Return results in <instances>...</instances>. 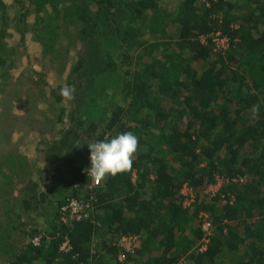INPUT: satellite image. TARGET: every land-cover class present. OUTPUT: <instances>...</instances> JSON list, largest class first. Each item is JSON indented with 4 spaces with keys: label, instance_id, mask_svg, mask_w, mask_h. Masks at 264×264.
Listing matches in <instances>:
<instances>
[{
    "label": "trees",
    "instance_id": "1",
    "mask_svg": "<svg viewBox=\"0 0 264 264\" xmlns=\"http://www.w3.org/2000/svg\"><path fill=\"white\" fill-rule=\"evenodd\" d=\"M12 2L19 23L34 16L42 68L48 57L65 66L63 41L79 47L53 90L65 103L60 88L75 86L73 105L58 115L67 126L58 141H40L61 197L25 242L0 240L5 264H264V0ZM6 12L0 0L3 28ZM25 25L16 27L20 39ZM5 34L0 66L14 52L1 47ZM124 132L139 140L132 171L90 188L87 144ZM216 174L237 178L221 191L234 203L198 197L183 207L181 183L199 196ZM34 185L23 200L31 210L55 188ZM73 198L93 208L63 222L60 207ZM200 212L213 225L206 243ZM36 235L39 245L30 242ZM122 235L136 237L128 251L116 244Z\"/></svg>",
    "mask_w": 264,
    "mask_h": 264
},
{
    "label": "rangeland",
    "instance_id": "2",
    "mask_svg": "<svg viewBox=\"0 0 264 264\" xmlns=\"http://www.w3.org/2000/svg\"><path fill=\"white\" fill-rule=\"evenodd\" d=\"M3 2L7 9V27L3 28L0 22V29L6 30L1 47L7 49L6 52H14L12 60L0 66V166L5 167V175L0 177V240L17 245L25 242L27 228L43 226L42 221L49 216L48 209L54 208L51 201L61 197L57 194L58 180L45 175L44 154L40 152L43 143L40 141H58L60 130L67 126L66 118L59 121L58 115L62 108L68 109L73 104L58 102L53 90L63 85L79 45L76 42L72 46V42L63 41L61 56L65 66L58 61L53 66L48 57L42 68L38 63L41 46L31 31L33 14L23 22L27 24L26 33L24 39H20L16 27L23 24L17 21L21 8L16 4L13 6L12 0ZM65 47L70 49L69 52L64 50ZM41 72L44 74L40 75ZM48 182L55 188L47 202L37 210L26 207L23 200L32 184L35 187L36 183L44 190ZM2 245L0 242V264L6 260Z\"/></svg>",
    "mask_w": 264,
    "mask_h": 264
},
{
    "label": "clouds",
    "instance_id": "3",
    "mask_svg": "<svg viewBox=\"0 0 264 264\" xmlns=\"http://www.w3.org/2000/svg\"><path fill=\"white\" fill-rule=\"evenodd\" d=\"M75 86L64 85L60 95L65 101L74 99ZM260 112V105L252 107L253 117ZM90 156V167L86 169L93 182L100 185L109 176L126 174L132 171L134 158L139 149L138 137L132 132H124L110 140H101L87 144Z\"/></svg>",
    "mask_w": 264,
    "mask_h": 264
},
{
    "label": "built area",
    "instance_id": "4",
    "mask_svg": "<svg viewBox=\"0 0 264 264\" xmlns=\"http://www.w3.org/2000/svg\"><path fill=\"white\" fill-rule=\"evenodd\" d=\"M208 1V0H203ZM225 43V39L219 40V43ZM91 183L90 188L96 186L90 177ZM241 180V179H240ZM237 181L235 177H223L218 174L214 177L213 181L209 182L204 189L199 193V196L196 194L194 188L187 182H182L179 187V193L183 197L182 205L183 207H188L194 203L198 197H206V198H213L218 196L222 204H232L235 201V198L231 195L221 193L222 188L228 185L231 182ZM93 206L90 202H84L83 200H79L73 198L63 204L61 209V221L66 222L67 219H81L83 217H87L89 211L92 210ZM200 229L203 232V242H207L209 237L213 234V225L207 217V214L204 212H200ZM136 239L133 235H122L116 240V244L118 247L122 248L123 251H128L131 248L132 242ZM30 242L33 245H39L40 243V235L33 236L30 239ZM69 245L67 240L63 241L60 245V249L67 251L69 250ZM205 249V245H200L198 251H202ZM120 258H123V254H119Z\"/></svg>",
    "mask_w": 264,
    "mask_h": 264
},
{
    "label": "crops",
    "instance_id": "5",
    "mask_svg": "<svg viewBox=\"0 0 264 264\" xmlns=\"http://www.w3.org/2000/svg\"><path fill=\"white\" fill-rule=\"evenodd\" d=\"M20 244V243H19ZM6 258V257H5ZM7 259V258H6ZM5 262H7L6 260H5ZM5 262L3 263V264H5ZM40 262V261H39Z\"/></svg>",
    "mask_w": 264,
    "mask_h": 264
}]
</instances>
